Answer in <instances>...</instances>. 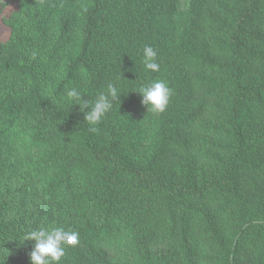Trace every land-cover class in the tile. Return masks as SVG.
<instances>
[{"label":"trees","instance_id":"1","mask_svg":"<svg viewBox=\"0 0 264 264\" xmlns=\"http://www.w3.org/2000/svg\"><path fill=\"white\" fill-rule=\"evenodd\" d=\"M17 1L3 17L0 138L17 127L44 228L79 234L59 264H103L120 242L130 264H264V0H189L181 26L178 0ZM71 43L60 88L45 94L38 48ZM145 46L158 71L144 68ZM164 78L169 103L139 152L138 90ZM109 83L120 101L94 126L58 96L70 87L94 102ZM10 198L0 188V264H31L35 241H18L30 228Z\"/></svg>","mask_w":264,"mask_h":264},{"label":"rangeland","instance_id":"2","mask_svg":"<svg viewBox=\"0 0 264 264\" xmlns=\"http://www.w3.org/2000/svg\"><path fill=\"white\" fill-rule=\"evenodd\" d=\"M5 1V0H0ZM178 19L176 21L177 26H181L182 21L186 18V11L189 7V0H178ZM13 3V11L15 12L19 9V3L17 0H10ZM1 9V8H0ZM73 11L78 10L74 7ZM2 11H0V45L6 42L11 35V28L5 24L4 20L1 19ZM8 15V16H10ZM42 38H44L42 36ZM66 49L59 51L58 53H53L49 50L52 47L43 46L38 48L37 58L40 62L45 65L48 69L50 75V81L47 86L45 94L51 95L59 89L65 65L69 61L70 57L74 55L76 51V46L71 43ZM167 85V78L162 79ZM66 87L60 90L59 99L70 100L65 96ZM159 112H154L151 109H147L144 106L143 110L138 112L133 116V128L135 134V140L137 145V150L143 152L152 135L156 131V121ZM17 127L10 129L4 137L0 138V188H8L11 191L10 198V209L8 214H18L27 216V224L30 230L37 228H44V218L39 215V208L41 204V199L35 197L31 198V192L33 186L38 181V174L32 168L31 163L26 158L24 148L15 142L14 132ZM10 137V138H7ZM256 183V180L249 177L244 181V187L249 188ZM27 192V194H25ZM106 244V243H105ZM109 244V243H108ZM107 244V245H108ZM9 246V243L6 242ZM110 250L113 253L109 254L103 260V264H130L131 253L128 247L123 242L109 244Z\"/></svg>","mask_w":264,"mask_h":264},{"label":"clouds","instance_id":"3","mask_svg":"<svg viewBox=\"0 0 264 264\" xmlns=\"http://www.w3.org/2000/svg\"><path fill=\"white\" fill-rule=\"evenodd\" d=\"M157 53L151 46H145L142 50V63L145 69L158 71L156 62ZM138 92L142 95L141 104L154 112H163L171 96V89L163 80H155L147 85H142ZM121 92L109 83L106 91L98 94L94 102L82 98L83 93L76 88L66 89L65 96L79 104L80 111L84 113V120L89 125L98 124L113 106L114 100L120 101ZM85 109H89L85 112ZM93 131L96 129L93 127ZM79 234L75 231L65 230L63 227L37 228L26 231L21 244L26 241H35L34 247L29 253L31 264H59L65 254V246H75L78 243Z\"/></svg>","mask_w":264,"mask_h":264},{"label":"crops","instance_id":"4","mask_svg":"<svg viewBox=\"0 0 264 264\" xmlns=\"http://www.w3.org/2000/svg\"><path fill=\"white\" fill-rule=\"evenodd\" d=\"M0 8H1V6H0ZM13 10L14 9H13V3L12 2H10L5 8L0 9V11H2V13H1V15H2L1 19H3V17H5V16L10 15L11 11H13Z\"/></svg>","mask_w":264,"mask_h":264}]
</instances>
